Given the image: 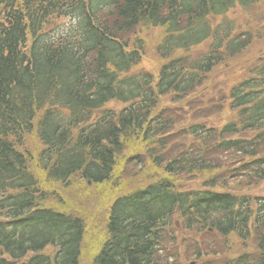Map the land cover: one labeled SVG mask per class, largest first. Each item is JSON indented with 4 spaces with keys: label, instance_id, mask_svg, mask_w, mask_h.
<instances>
[{
    "label": "trees",
    "instance_id": "1",
    "mask_svg": "<svg viewBox=\"0 0 264 264\" xmlns=\"http://www.w3.org/2000/svg\"><path fill=\"white\" fill-rule=\"evenodd\" d=\"M261 4L0 0V264H81L86 219L53 208L63 199H48V186L110 182L134 142L148 144L155 169L177 180L215 175L195 190L160 177L117 198L93 264L200 260L199 234L253 240L255 254L244 250L223 264H264V195L240 193L264 183V60L247 78L207 88L252 45V30L228 13ZM154 29H162L157 77L134 71L145 56L139 33ZM194 101L231 120L181 124L177 115ZM114 103L123 108L109 109ZM32 136L41 148L33 153L25 149ZM178 230L194 235L185 261Z\"/></svg>",
    "mask_w": 264,
    "mask_h": 264
},
{
    "label": "rangeland",
    "instance_id": "2",
    "mask_svg": "<svg viewBox=\"0 0 264 264\" xmlns=\"http://www.w3.org/2000/svg\"><path fill=\"white\" fill-rule=\"evenodd\" d=\"M259 8H261V10L256 12L255 9L243 11L240 7H236L228 13L227 19L230 21L233 20L236 26L246 29V31L249 32L252 30V45L238 58L226 61L220 66L215 71V74H213L207 88H210L211 84L216 81H223V85L228 79L229 84H232L234 81L247 78L250 75L249 72L251 69L257 65V62L259 60H264V4L259 5ZM161 31L162 29H154L148 31L144 30L139 33L145 56L142 59L141 65L134 69L135 72H150L154 76L158 75L161 60L156 54L155 49L158 44V39L161 37ZM172 105L174 104L169 101L163 104L164 107H170L171 109L178 107H172ZM108 108L120 110L123 106L114 103L110 104ZM177 120H180L181 124L188 123L189 121H197L200 123L224 125L231 119L228 114L218 116L215 114V111L210 108L205 109L202 108L201 105L197 107L194 101L186 108V111L184 110L177 115ZM37 144V138L32 136L27 140L25 149H28L32 153L34 151L36 152V149L39 147V144L38 146ZM149 149L150 147L148 144L140 142H134L128 145V148H126L124 154L117 162V167L112 177L113 179L108 183L89 186L84 181L77 178L73 180L71 185L67 188L48 186V189L53 191V193L48 192L51 196L48 199L57 196L63 199L61 203L56 205L53 204V208L67 213L80 214L86 219L87 232L81 264H93V258L98 254L107 238V219L109 210L114 200L118 197L163 179L160 177H164L175 183L177 181V183L180 184L177 188L181 190L201 189L205 187V182L215 175H184L177 180L176 177L169 176L165 172L155 169L150 157L147 156V151ZM136 156L142 157V162L140 164L136 163ZM128 159H132L133 163L128 162ZM129 163L131 164L127 165ZM225 173L226 171L222 172L221 177H223ZM230 184L233 185L234 182L231 181ZM215 190L223 191L220 187ZM240 193L244 195L263 196L264 183L254 185L250 189H244L243 192ZM177 235L182 240V244H184V246L182 245L180 248V257L185 261V259H187L186 250L189 252L195 250L194 246L189 243L186 237L194 235H187V233L181 232L180 230L177 231ZM197 240L198 247L201 252L204 253L205 257L196 260L194 256H192L185 264H202L204 261H208V258L214 264H223L224 261L239 255L244 250L254 254L256 253V245L253 240L244 244L235 237L223 239L221 237H212L205 234H199ZM190 246H192L191 250L189 249ZM208 248L211 252L207 250ZM202 260L204 261L202 262Z\"/></svg>",
    "mask_w": 264,
    "mask_h": 264
}]
</instances>
